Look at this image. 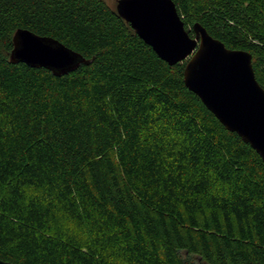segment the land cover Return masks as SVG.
<instances>
[{
  "label": "trees",
  "instance_id": "1",
  "mask_svg": "<svg viewBox=\"0 0 264 264\" xmlns=\"http://www.w3.org/2000/svg\"><path fill=\"white\" fill-rule=\"evenodd\" d=\"M251 55L264 90V0H171ZM17 29L87 65L12 64ZM105 0H0V260L264 264V164ZM73 226L76 230H73Z\"/></svg>",
  "mask_w": 264,
  "mask_h": 264
},
{
  "label": "water",
  "instance_id": "2",
  "mask_svg": "<svg viewBox=\"0 0 264 264\" xmlns=\"http://www.w3.org/2000/svg\"><path fill=\"white\" fill-rule=\"evenodd\" d=\"M115 11L160 60L169 66L185 62L187 90L264 164V90L255 79L251 55L227 49L197 23L190 37L171 0H116ZM9 60L43 68L55 77L89 63L57 40L25 29L13 34Z\"/></svg>",
  "mask_w": 264,
  "mask_h": 264
},
{
  "label": "rangeland",
  "instance_id": "3",
  "mask_svg": "<svg viewBox=\"0 0 264 264\" xmlns=\"http://www.w3.org/2000/svg\"><path fill=\"white\" fill-rule=\"evenodd\" d=\"M105 1L111 8H115L116 0H105ZM72 229L77 231L75 226H73Z\"/></svg>",
  "mask_w": 264,
  "mask_h": 264
}]
</instances>
